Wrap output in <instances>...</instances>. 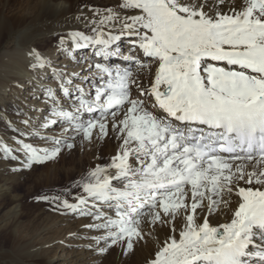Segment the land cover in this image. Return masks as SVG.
<instances>
[{"label": "snow or ice", "instance_id": "1", "mask_svg": "<svg viewBox=\"0 0 264 264\" xmlns=\"http://www.w3.org/2000/svg\"><path fill=\"white\" fill-rule=\"evenodd\" d=\"M88 11L87 32L58 39L70 57L93 49L88 75L31 50L30 67L50 68L59 92L45 90L40 122L22 120L40 143L0 140V158L17 171L78 137L114 139L110 161L71 200V190L38 197L86 220L89 248L127 255L153 242L145 264H264V0H118ZM53 127L59 134H47Z\"/></svg>", "mask_w": 264, "mask_h": 264}, {"label": "bare ground", "instance_id": "2", "mask_svg": "<svg viewBox=\"0 0 264 264\" xmlns=\"http://www.w3.org/2000/svg\"><path fill=\"white\" fill-rule=\"evenodd\" d=\"M117 3L118 0H0V140L9 145L17 138L31 142L33 137L27 134L31 128L22 123L26 118L23 114L28 110L31 112L32 105L36 107L30 117L33 119L40 108L49 106L45 90L50 85L41 88L36 84L38 69L30 67L34 61L28 53L36 49L53 63L55 57L67 54L59 45L60 36L67 37L72 31H88L89 26L83 19L91 15L88 9L102 11L115 8ZM120 46L126 50L128 40L123 39ZM66 47L72 45L69 43ZM92 51V48L74 50L66 74L67 70L76 72L79 60L90 61ZM110 62L121 61L112 58ZM22 92H30L33 97L38 95V99L41 96V99L28 102L27 108H19L18 104L25 102ZM17 128L19 131H15ZM97 142L95 140L87 158L77 159L76 149L70 156L63 157L65 164L39 168L33 165L29 169L13 171L18 162L10 164L0 158V264H145L146 257L155 248L153 242L138 244L127 255L119 246L98 254L83 238L91 234L82 227L86 220L53 211L50 202L38 199L44 196L38 195V189L51 190L61 183L64 190H71L67 197L71 200L77 191L76 183L94 166L108 163L116 151L114 139L107 138L102 146ZM216 219L220 223L226 222L223 215ZM63 221L69 223V227L57 235L54 228Z\"/></svg>", "mask_w": 264, "mask_h": 264}, {"label": "rangeland", "instance_id": "3", "mask_svg": "<svg viewBox=\"0 0 264 264\" xmlns=\"http://www.w3.org/2000/svg\"><path fill=\"white\" fill-rule=\"evenodd\" d=\"M21 1L22 0H10V2H21ZM86 56H87V58L89 57L88 54L86 55V52H85V57ZM46 58H48V57H46ZM66 58H68L69 60L66 59ZM87 61H89V60H87ZM84 62H86V61L85 60H82V61L79 60V66L77 67L76 72H80L82 70V68H83V75H88V72L86 70L87 69V65L85 64V66H82V65H84ZM69 63H71V57L68 54H64V55H61V56L57 57V59H56V57H55V59H53L52 67L56 68L58 70H61V71H63L66 74V69L70 68V64ZM80 65H81V67H80ZM68 71L69 70H67V73H69ZM35 82H36V84H39L41 88L50 85V87L52 86L51 88H53L55 90H59L58 81L52 78L51 69L50 68L46 67L45 69H38V71L35 73ZM76 83H79V81H76ZM25 90H28V89H25ZM22 96L25 98V102L22 101L20 104H18L19 108H22V107L27 108V106H28L27 103L28 102L35 101L36 99L37 100L41 99V96L38 99V95H37V97H33L30 92L29 93L28 92L27 93L26 92H22ZM30 107H31V112H30V110H28V111L25 112V114H23V116L26 117V118L32 117V112L33 113L36 112V107H34L32 105ZM48 107L40 108L39 111H37V115H34L33 119H31V121L34 124H37V122H40L41 119H42L41 114H43L45 116L48 115V112H47ZM18 125H20V124H18ZM21 127H22V124H21ZM0 130H2V129H0ZM47 134H49V135H51V134H59V127H53L51 132L47 133ZM106 139L107 138H105L103 140H99V139L96 138V136L94 134L93 138L91 139V141L83 140V142H81L82 138L78 137L76 139V141H75V145L76 146L73 149H71V150L65 149V150H63L61 152V154L55 160L46 162L44 164H37L36 166L39 168L42 165L65 164L63 162V160H62L63 157L70 156L71 153L73 151H75L76 149L77 150H76V153H75V157L77 159L87 158L88 155L92 152V146L95 145V140H97L99 142V143L97 142V145L100 144L102 146V145H104L106 143ZM31 142L36 143V144L40 143L39 140L36 139L35 137L32 138ZM15 162L16 161H8V163H10V164H13ZM60 184L61 183L57 184L51 190L38 189L37 193H38V195H54V194L63 193L66 190H64V186L62 184L61 185ZM68 227H69V223H66L65 221L59 222L54 228V233H56L57 235H60V234H62L64 232V230H67ZM86 235H88V234H86Z\"/></svg>", "mask_w": 264, "mask_h": 264}]
</instances>
